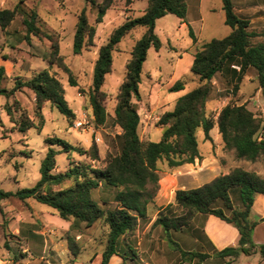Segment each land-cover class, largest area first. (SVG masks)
<instances>
[{"label":"rangeland","instance_id":"obj_1","mask_svg":"<svg viewBox=\"0 0 264 264\" xmlns=\"http://www.w3.org/2000/svg\"><path fill=\"white\" fill-rule=\"evenodd\" d=\"M18 1L21 2L11 23L3 29L0 27V66L4 69L1 86L9 89L17 78L28 79L38 71L47 69L61 82L64 97L74 116L67 118L50 101H45L38 112L36 97L26 87L8 97L0 95V189L12 191L33 186L39 179L40 162L49 146L46 142L48 137L63 138L79 149L58 153L55 156L54 172H63L78 163L103 167L107 157L119 151L121 128L114 121V108L133 45L145 30L144 27L134 28L112 51L111 71L106 74L101 86L106 94L103 100L105 120L103 123H96L89 102V93L99 46L108 40L112 30L127 17L139 16L141 12L130 13L133 0L128 5L124 0H113L100 22L96 21L97 7L85 0H0V8H12ZM96 1L101 3L102 0ZM220 4L221 0L191 1L192 29L197 36L193 40L196 43L192 45L191 51L211 38H221L230 32V27L218 14ZM83 7L88 24L94 27L95 32L92 40L87 41L86 38L81 51L74 53L73 35L78 14ZM31 10L37 14L35 32H28L23 24V19L28 18L27 12ZM198 10L200 16L194 15ZM176 17L168 13L156 22L157 27L154 30L162 44L159 50L150 47L142 64L139 89L144 94L162 92L161 97H165L166 93H174L169 87L178 79L185 82L186 90L198 82L197 75L190 70V67L178 65V54L184 49L173 50L175 47L172 46L171 41L174 40L179 46H183L189 39V34L187 30L184 33L180 32L178 40L171 36V34H180L179 31L173 30ZM254 30L264 32V26ZM258 41H264V33L251 38L252 43ZM236 66L239 67V63L235 60L227 62L220 72L214 74L210 80L211 90L205 102L204 113L216 119L219 110L226 103H244L260 119L259 131L264 132V88L259 86L254 68H248L242 77L237 79L239 68ZM134 100L135 98H132L133 103ZM5 103L10 105L13 119L18 120L22 116H28L35 127L19 132L5 112ZM174 104L175 102L169 103L164 110L159 106L152 108L148 103L140 107L134 104L140 118L138 134L143 141L148 139L144 132L146 125L148 127L155 124L163 128L158 121L165 111L173 109ZM38 113L43 118L41 127ZM82 117L88 120L84 128L75 125V122ZM196 136L199 150L203 151L207 142L202 140V128L196 130ZM96 137L100 139L97 140ZM150 138L157 141L161 137L153 133ZM92 146L97 147V159L90 158ZM54 147L59 149L56 145ZM224 154L229 159L230 155H233L235 167L254 171L251 167L256 161L264 167V151L255 161L236 158L232 149L224 148ZM165 166L166 163L162 160L159 168L164 169ZM73 183L72 179H67L56 185L55 189ZM114 192L115 189L112 187L99 186L92 191V197L104 209L112 208L115 205L112 200ZM233 195L235 199L234 192ZM102 199H106L108 203L103 204ZM175 213H181L179 207H176ZM181 235H179L180 241L184 239L182 248L198 249L199 243L192 236L185 233ZM107 237L108 224L104 217L87 226L85 222L74 220L72 217L68 220L60 218L55 209L33 198L20 200L17 197H9L1 204L0 264L11 263L13 255L20 254L25 256H20L15 264H73L74 260L78 264H89L101 254L106 246ZM171 239L175 240L173 237ZM130 244L133 245L132 240ZM119 247L122 250L127 248L126 241L122 238L119 240ZM72 248L77 254L72 253ZM134 250L135 254L127 251L126 264H156L157 258L162 257L170 258L173 262L179 260L175 252H168L165 248L149 254L150 257L135 248ZM202 262L218 264L219 261L216 258L209 260L205 255L201 258L195 257V264Z\"/></svg>","mask_w":264,"mask_h":264},{"label":"trees","instance_id":"obj_2","mask_svg":"<svg viewBox=\"0 0 264 264\" xmlns=\"http://www.w3.org/2000/svg\"><path fill=\"white\" fill-rule=\"evenodd\" d=\"M113 0H85L97 7L96 21L100 22L106 9ZM225 13L224 23L230 27V32L221 38H211L195 49L190 70L197 75V85L179 96L173 109L165 111L159 124L163 126L161 138L157 141H143L138 134L139 114L132 98L140 99L139 84L141 81L142 64L147 57L150 47L159 50L161 40L155 32V21L168 13L179 18H185L186 0H147L143 13L135 17H127L116 26L108 40L101 44L92 72L89 102L96 123L105 120L103 100L105 92L101 86L105 76L111 71L112 51L120 40L136 27H144L143 34L135 41L131 57L126 64L124 80L119 86L117 103L114 108V121L121 128V145L115 155H109L103 167H92L84 163L71 165L63 172H54L55 156L60 152L78 151V147L60 137H48L49 144L40 162V177L33 186L12 190L0 189L1 201L9 197L20 200L33 198L55 209L60 218L85 222L87 226L97 219L104 217L108 224L107 243L101 252L100 264H108L113 254L122 261L128 258L127 251L135 254V250L126 242V249L119 247V240L131 233L138 224L147 221V205L153 200L159 188V163L164 160L169 168H174L186 162H193L199 158L198 139L196 130L202 128L204 138L210 139L209 130L217 124L223 146L232 149L236 158L255 161L264 151L262 132L259 131L260 119L244 103H226L218 112L216 119L205 115L204 108L210 93V80L216 72H220L227 62L233 60L239 63L237 79L241 78L248 68L257 72L259 86L264 88V41L251 42V38L259 36V32L250 28L249 20L238 16L234 12L232 0H221ZM18 1L12 8H0V27H7L13 20L19 8ZM130 4L132 0H124ZM26 14V12H24ZM28 18L23 24L28 32L36 30V12H27ZM95 29L88 24L85 7L79 14L73 35V52L79 53L85 44V39L91 41ZM192 39V32L190 31ZM3 66H0V95L6 97L14 94L23 87L30 89L35 97L37 111L45 101H50L67 118L74 116L64 97L61 82L42 69L28 79L17 78L11 88L1 86ZM235 73V72H234ZM74 83V81H72ZM185 82L178 79L170 87V91L184 88ZM4 109L19 132H25L35 127L28 116L13 119V112L8 103ZM39 112V111H38ZM40 118L39 126L43 124ZM58 146L59 149L55 148ZM90 158L97 159V147L90 148ZM72 179L73 185L55 189L63 181ZM102 186L115 189L112 200L114 207L104 209L92 197V191ZM233 192L235 193V199ZM257 193H264V177L252 170L236 166L228 173L218 175L209 182L190 189H176L174 199L181 213H175L169 205L158 213L155 223L169 230H180L187 226L195 213L213 214L234 225L239 232L238 246L225 247L218 251L221 256L237 255L239 251L251 253L259 251L264 259V244L256 245L252 242L251 234L259 220H250V209ZM102 203L108 201L102 199ZM194 234L200 237L196 229ZM75 255L77 251L72 248ZM183 257L192 259L204 257L194 251H181ZM24 257L25 254L13 255L11 263ZM133 259V257H131Z\"/></svg>","mask_w":264,"mask_h":264},{"label":"crops","instance_id":"obj_3","mask_svg":"<svg viewBox=\"0 0 264 264\" xmlns=\"http://www.w3.org/2000/svg\"><path fill=\"white\" fill-rule=\"evenodd\" d=\"M192 0H186L187 11L185 18L176 17V21L173 22V30L184 33L186 30L189 34V39H187L186 46H179V43L171 41L172 46L178 49H184L181 54H178L177 62L178 65L183 64L184 66L190 67L193 54L195 49L191 51L192 45H195L193 39L190 35V31L193 34L194 38H197L195 32L192 29V16L190 9ZM234 4V12L243 18L249 20L251 29H259L261 26H264V0H232ZM147 6V0H133L132 10L130 13L135 11L143 13V10ZM214 9V8H212ZM218 14L224 22L225 13L222 8V1L218 8ZM196 11V10H195ZM198 12H194V15H199ZM168 14L157 18L156 22ZM135 17V16H134ZM156 32V31H155ZM180 34H171L172 37H175L178 40ZM167 37L170 36L167 34ZM183 37V35H182ZM171 40V39H170ZM162 42V41H161ZM192 42L191 44H189ZM197 84H195L196 86ZM193 86L192 88H194ZM192 88L186 90L181 89L174 91V93H166L165 97H161L160 94L147 93L144 94L140 91V99L134 100L135 103L140 107L142 104H149L150 107L155 108L159 106L160 109H165L169 106V103H174L176 99L184 94L185 92L191 90ZM144 132L145 136L151 140L153 133L161 137L163 128L158 125L148 126L146 125ZM210 139H205L204 134L202 137L203 141H206V145L203 151H198L200 154L199 158H195L193 162H186L180 166L169 168L167 165L164 169L161 167L158 170L159 174V188L156 191L153 200L147 205V221L142 224H138L137 227L131 232L125 235L124 240L131 246L133 249H137L144 255H151L152 253H157V250L164 249L168 252H175L179 260L173 262L170 258H157L156 264H195V257L189 259L188 257H183L181 251H194L203 253L209 260L216 258L218 264H264V259L262 258L259 251H253L249 254L239 251L237 255H224L221 256L218 254V251L224 249L225 247L238 246L239 232L238 229L231 223L222 220L221 218L213 214H204V213H195L190 219L187 226L183 227L180 230H169L165 231L161 225L155 223V219L158 216V213L163 210L167 205L176 211V203L174 199V193L176 189H190L198 187L206 182H209L218 175L228 173L229 170L234 166L233 155H230L231 158L225 157L224 146L222 142L221 135L218 131L217 124H215L209 130ZM140 138H142L140 136ZM256 173L264 177V167L259 161L255 162V165L251 167ZM7 199V198H6ZM5 199V200H6ZM4 200L1 201L3 204ZM181 210V208H180ZM264 216V193H257L254 197L251 209H250V220H258L260 217ZM198 230L200 237L194 234V230ZM185 233L186 235L192 236L197 243H199L197 250H189L182 248L181 244L184 239L180 241L179 235ZM182 236V235H181ZM173 237L175 240H172ZM132 240L133 245L130 244ZM252 242L256 245L264 244V219L259 220L254 226L251 234ZM187 240V239H185ZM172 244V247L170 245ZM159 252V251H158ZM147 254V255H146ZM149 255V257H150ZM101 254L89 264H100ZM127 259L122 261V259L113 254L108 264H126ZM73 264H78L76 260L73 261ZM202 264H204L202 262Z\"/></svg>","mask_w":264,"mask_h":264},{"label":"built area","instance_id":"obj_4","mask_svg":"<svg viewBox=\"0 0 264 264\" xmlns=\"http://www.w3.org/2000/svg\"><path fill=\"white\" fill-rule=\"evenodd\" d=\"M236 67L239 68L238 66H236ZM87 124H88V120L85 117H82L81 119H78L75 122V125L77 127H81V128H84ZM261 137L264 140V132H262V136ZM96 139L99 140L100 138L99 137H96Z\"/></svg>","mask_w":264,"mask_h":264}]
</instances>
